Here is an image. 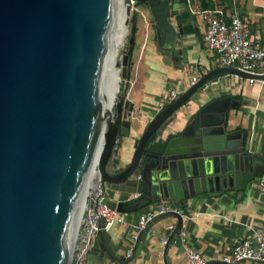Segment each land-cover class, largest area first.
I'll return each mask as SVG.
<instances>
[{"label":"water","instance_id":"water-1","mask_svg":"<svg viewBox=\"0 0 264 264\" xmlns=\"http://www.w3.org/2000/svg\"><path fill=\"white\" fill-rule=\"evenodd\" d=\"M145 4L154 20V38L164 52L180 58L175 38L181 32L170 18V0H125ZM115 0H0V264H69L81 217L82 190L94 167L105 184L128 195L104 202L119 212L137 210L161 199L207 191H244L264 174V156L246 148V131L230 128L228 110L240 104L229 94L206 102L180 134L150 149L153 133L206 81L218 73L264 78L237 67L217 65L161 107L137 138L124 167H112L114 149L129 135L132 103L116 93L106 107L115 49ZM129 17V46L135 39ZM180 213L169 210L159 218ZM146 227L129 254L114 242L99 219L93 245L123 263L138 253Z\"/></svg>","mask_w":264,"mask_h":264},{"label":"crops","instance_id":"crops-1","mask_svg":"<svg viewBox=\"0 0 264 264\" xmlns=\"http://www.w3.org/2000/svg\"><path fill=\"white\" fill-rule=\"evenodd\" d=\"M170 3L175 4V12L170 11L169 18L181 29L175 38L180 58L164 52L156 44L154 32L150 31L152 38H146L130 70L125 94L132 103L128 116L130 131L129 135L119 139L111 160L112 167H124L129 163L136 140L147 123L172 99L171 89L180 94L190 86L193 77L198 78L218 65L216 52L203 39L207 22L198 12L200 8L220 10L226 17L232 11L238 12L246 21L250 34L264 44V0H170ZM221 94L241 96L238 99L240 104L229 108L227 124L230 128L246 131V148L264 156V79L249 82L235 73H218L207 80L199 92L192 93L161 124L162 132L156 139L165 140L180 134L206 102ZM105 189L110 199L129 197L107 185ZM161 203L175 207L180 217L170 214L150 223L145 229L139 252L123 263L105 257L99 248L94 247L93 238L87 250V255H92L90 264H188L180 230L184 231L186 241L195 250L205 256L216 257L231 251L236 241L252 237L264 221V196L256 187L243 192L236 189L202 192L188 197L184 203L179 199H161L134 211H117L122 220L115 221L107 229L116 252L127 255L134 245L133 233L139 214L154 210ZM168 223L175 225L170 232L166 228ZM167 234L168 242L163 244L161 237ZM207 264L226 263L214 259ZM236 264L261 263L245 259Z\"/></svg>","mask_w":264,"mask_h":264},{"label":"built area","instance_id":"built-area-1","mask_svg":"<svg viewBox=\"0 0 264 264\" xmlns=\"http://www.w3.org/2000/svg\"><path fill=\"white\" fill-rule=\"evenodd\" d=\"M137 9L135 2L131 9ZM140 10V9H138ZM198 12L206 20L203 39L207 46L217 54L218 65L232 66L253 74H264V44L253 37L246 21L241 15L232 11L226 17L222 11L200 8ZM193 77L192 83L196 80ZM249 82L256 79L247 77ZM170 97L177 96V92L171 89ZM256 187L264 196V174L251 179L248 188ZM106 184L99 173L92 184L88 187L85 196L84 206L80 218L79 226L76 231L75 243L69 264H90L87 250L99 229V219L104 217L105 227L108 229L115 221H121L122 215L115 209L110 208L105 202ZM169 210H176L169 204L161 203L154 210H145L138 216L136 231L133 237L136 239L138 232L144 229L149 220L157 214L165 213ZM264 220V215H262ZM166 228L172 231L174 223H168ZM184 254L188 264H207L212 260H218L226 264H236L240 260H252L264 264V221L259 229L254 231L252 237H247L236 241L227 253L216 257H208L195 250L185 239L183 230L179 232ZM168 234L161 237V242H168ZM130 249L127 254L130 253Z\"/></svg>","mask_w":264,"mask_h":264},{"label":"bare ground","instance_id":"bare-ground-1","mask_svg":"<svg viewBox=\"0 0 264 264\" xmlns=\"http://www.w3.org/2000/svg\"><path fill=\"white\" fill-rule=\"evenodd\" d=\"M126 5H127V3L125 0H115V10H116V15H115V49H114V55H113L112 68H111V74H110V80H109L105 109H108L109 106L112 105L114 96L117 92L118 85H119L120 64H118V62H119L118 53H119V48L122 46V44L124 42L125 36L127 34V29H128V24L126 23V19L128 18L129 14L126 13ZM103 143H104V139L102 136L93 170L91 172V175H90L87 183L85 184V186L82 190L81 214H82V210H83V206H84L85 196H86L87 191H88V187L92 184V182L94 181V179L97 177V174H98L96 164L98 162L99 155H100L101 150L103 148ZM79 223H80V220L78 222L77 227L79 226Z\"/></svg>","mask_w":264,"mask_h":264},{"label":"rangeland","instance_id":"rangeland-1","mask_svg":"<svg viewBox=\"0 0 264 264\" xmlns=\"http://www.w3.org/2000/svg\"><path fill=\"white\" fill-rule=\"evenodd\" d=\"M135 5H136L137 9L132 8L130 10V13L128 16L129 17L128 24L131 23V20H130L131 16H134L135 24H136L134 45H133L132 53L129 55L128 62H127V67L129 65L130 70H131L136 58L138 57V55L140 53V49L144 45L146 38L147 37L150 38V36L152 38L153 34H152V32L150 34V31L151 30L153 32L155 31L153 16H152L149 8L143 3L135 2ZM142 8L146 11V13H143ZM138 9H140V10H138ZM148 31H149V34H148ZM128 38H129V27L127 29V34L125 36L124 42H123L122 46L119 48V53H118V56H119L118 60L119 61L121 60L122 55L128 49V46H129ZM119 75H120V80H119V85H118V89L116 92L118 94H119V89H120V83L122 80L121 71H119Z\"/></svg>","mask_w":264,"mask_h":264},{"label":"trees","instance_id":"trees-1","mask_svg":"<svg viewBox=\"0 0 264 264\" xmlns=\"http://www.w3.org/2000/svg\"><path fill=\"white\" fill-rule=\"evenodd\" d=\"M131 75V71H130V67L128 65L127 67V73L125 78H122L121 83H120V89H119V94H122L123 97L125 98V94L129 85V78ZM232 97H235L237 99H241V96L238 95H232ZM157 138V134L153 133L152 136L150 137L149 143H148V147L150 149H158V148H162L164 145V142L161 139H156ZM116 160H114L115 162Z\"/></svg>","mask_w":264,"mask_h":264}]
</instances>
